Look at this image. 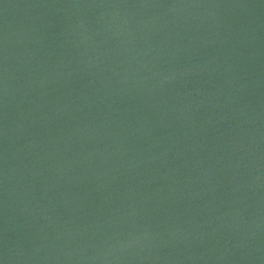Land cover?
<instances>
[{
    "label": "water",
    "instance_id": "obj_1",
    "mask_svg": "<svg viewBox=\"0 0 264 264\" xmlns=\"http://www.w3.org/2000/svg\"><path fill=\"white\" fill-rule=\"evenodd\" d=\"M0 264H264V0H0Z\"/></svg>",
    "mask_w": 264,
    "mask_h": 264
}]
</instances>
